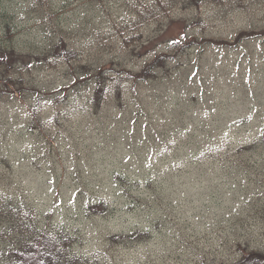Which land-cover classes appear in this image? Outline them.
I'll use <instances>...</instances> for the list:
<instances>
[{"label":"rangeland","instance_id":"1","mask_svg":"<svg viewBox=\"0 0 264 264\" xmlns=\"http://www.w3.org/2000/svg\"><path fill=\"white\" fill-rule=\"evenodd\" d=\"M196 3L0 0L18 53L0 66V264L13 220L65 231L84 264L264 251V0ZM163 55L153 80L121 78Z\"/></svg>","mask_w":264,"mask_h":264},{"label":"trees","instance_id":"2","mask_svg":"<svg viewBox=\"0 0 264 264\" xmlns=\"http://www.w3.org/2000/svg\"><path fill=\"white\" fill-rule=\"evenodd\" d=\"M184 3H188L184 5L185 7L197 5L196 0H184ZM159 8L164 10V4H159ZM6 30L9 31V27H7ZM198 44L199 43H195V41L185 42V44H182V49L185 50L195 47ZM63 53L65 55L67 54L64 50ZM17 56L18 53L16 50L0 44V66L11 68L10 62L14 60V58H17ZM67 56L69 57L68 54ZM167 57L168 55L159 56L151 63L143 66L137 73L123 69L124 72H122V74L124 76L121 78L127 79L129 86L137 88L139 85L156 78L157 71L167 64L165 62ZM105 70H107V68L104 69V67L95 69L97 73L102 71L97 75V81L95 80V97L97 101H100L101 98H105V89L107 85H105V88L104 81L102 80L105 77ZM118 86H121V80ZM121 94L122 93H120V95ZM2 95H4V93L1 88L0 99ZM262 145H264V142ZM8 211L15 213V208L12 206L9 208L6 204H3L2 207H0V217L4 213H8ZM20 212L21 211L18 212V216H20ZM9 216L12 215L9 214ZM5 219L6 218H4V220ZM11 226L17 232H20L21 237L17 238L16 242L9 244L6 249V254L2 255V257L5 258L6 264H84L80 257L72 253L73 239L65 231L53 233L47 229L28 227L27 224L19 220H13ZM3 235L4 233L0 230V236ZM250 254L251 255L246 257L247 259L243 262L239 261L235 264H264V251L251 252Z\"/></svg>","mask_w":264,"mask_h":264}]
</instances>
